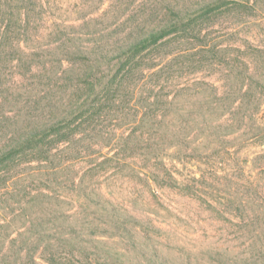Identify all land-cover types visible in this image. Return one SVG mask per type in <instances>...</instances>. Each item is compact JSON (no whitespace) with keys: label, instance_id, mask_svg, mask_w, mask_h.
Segmentation results:
<instances>
[{"label":"trees","instance_id":"obj_1","mask_svg":"<svg viewBox=\"0 0 264 264\" xmlns=\"http://www.w3.org/2000/svg\"><path fill=\"white\" fill-rule=\"evenodd\" d=\"M170 10L173 17L161 28L108 45L77 38L71 31L77 27L65 22L48 23L50 0H0V74L5 71L15 81L10 85L0 75V175L27 153V163L37 162L54 175L88 161L79 191L86 177L105 164L150 187L171 186L203 201L218 198L215 187L226 188L234 177L248 184L257 181L264 189V121L259 119L264 74L247 73L238 57L201 39L204 31L191 26L192 14L186 20ZM212 10L208 5L201 14ZM181 27L190 37L200 36L199 44L173 57H152L150 51L163 47ZM106 123L115 127L113 133L105 131ZM125 125L129 133L114 134ZM240 141L261 149L252 161L258 166L255 175L249 156L239 166L243 174L227 172ZM107 147L116 151L103 160L98 152H87ZM177 162L200 166L199 177H177L170 167ZM253 194L259 196L256 190ZM42 203L39 210L44 212ZM97 207L108 211V225L119 230L118 237L139 244L129 211L114 204L111 209ZM29 208L0 223V264H113L110 251L78 245V239L65 233L76 229L75 223L65 228L66 221L53 215L58 225L48 231L46 217ZM87 209L81 205V211ZM18 221L24 228L10 231ZM154 255L164 261L157 251Z\"/></svg>","mask_w":264,"mask_h":264},{"label":"rangeland","instance_id":"obj_2","mask_svg":"<svg viewBox=\"0 0 264 264\" xmlns=\"http://www.w3.org/2000/svg\"><path fill=\"white\" fill-rule=\"evenodd\" d=\"M50 1L48 23L65 22L69 27H77L75 31L71 29L77 38L108 45L128 43L161 28L173 17L170 9L186 20L191 19L187 15L192 14L191 26L204 31L201 39L215 42L228 57H238L247 73L264 74V0ZM208 5L213 10L207 15L201 14ZM178 29L165 39L163 47L151 50L153 54L147 53L157 59L173 57L181 54L182 49L192 48L193 43L199 44L196 38L200 36L191 38L184 28ZM0 75L4 82L15 85L11 74L1 71ZM14 78L21 79L20 76ZM259 119L264 121V105ZM126 127L114 134L129 133ZM104 128L107 132L115 129L109 123ZM250 143H236L232 149L237 154L236 161L233 167L227 166L228 173L243 174L239 166L244 165L241 162L249 156V169L257 174L258 166L252 161L261 149ZM93 151L103 160L116 150L107 147L87 152ZM30 157L23 154L18 158V165L10 164L17 165L14 169L1 172L0 223L16 213H26L30 206V213L39 212L46 217V230L54 231L58 222H53V215H57L66 221L65 228L68 222L75 223L76 229L67 228L65 233L78 239V245L110 251L114 255L113 264H264V196L261 195L264 189L257 181L248 184L234 177L226 188L215 187L218 198L203 201L183 196L171 186L163 190L150 187L133 175L127 177L124 173L128 172L116 174L114 165L105 164L86 177L88 181L79 191V176L88 161L72 163L70 168L58 170L54 175L53 170L37 162L27 163ZM60 159L55 160L59 163ZM170 167L181 179L188 173L199 177L202 169L195 163L180 162ZM223 167L218 165L220 170ZM74 170L77 173L73 174ZM255 190L258 197L253 194ZM41 203L46 208L44 212L39 210ZM82 204L88 207L86 212L80 210ZM98 204L104 209H111L114 204L129 211L134 217L129 225L135 228L133 236L137 233L136 240L141 246L118 237L119 230L108 225V211L97 207ZM15 226L24 228L23 222L18 221L10 231ZM155 251L164 261L155 258Z\"/></svg>","mask_w":264,"mask_h":264}]
</instances>
